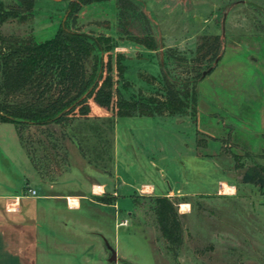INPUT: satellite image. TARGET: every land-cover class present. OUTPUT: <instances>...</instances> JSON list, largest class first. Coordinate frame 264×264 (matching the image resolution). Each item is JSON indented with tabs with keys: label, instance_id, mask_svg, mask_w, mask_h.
<instances>
[{
	"label": "rangeland",
	"instance_id": "obj_1",
	"mask_svg": "<svg viewBox=\"0 0 264 264\" xmlns=\"http://www.w3.org/2000/svg\"><path fill=\"white\" fill-rule=\"evenodd\" d=\"M133 1L150 19L158 42L156 49L138 43L121 31L117 0L83 4L78 10L75 9L78 0H34L33 8L25 11V18L9 17L0 26V31L6 35L44 40L66 28L105 39V50L95 48L88 66L91 68L95 58H103V62L111 66L115 95L118 92L131 97L140 88L145 92L160 88L159 82L152 85L142 80L139 74L151 73L160 77L162 63L173 76L182 78L186 68L167 58L166 49L175 48L192 56L202 34L214 31L221 34L225 14L234 29L230 35L232 39L225 42L226 34L222 39L226 43L225 59L231 57L235 68L238 63L231 48H239L240 44L257 46L260 40L250 39L249 32L264 27V12L249 2L264 5V0ZM0 3L13 10L21 1L0 0ZM133 19L137 27L131 30L135 36L146 40L147 35L140 29V24L146 27L142 16L137 14ZM225 30H228L227 24ZM261 45L254 50L264 54ZM261 53L258 56L262 57ZM214 64V59L206 60L200 68L204 71ZM98 68L100 71L103 68L100 62ZM247 69L240 68L251 74ZM252 79L259 80L257 88L261 91L264 72H258ZM258 97L255 102L247 104L245 111L236 114L244 120L252 113L253 126L250 125L259 131V106L264 95L259 92ZM90 102L93 103V99ZM214 112L218 117L224 116L222 112ZM175 118L173 115L118 117L119 165L128 181L121 192V203L125 206L123 221L126 226L122 227L124 235L121 239L125 264H264V197L261 196L264 193V167L257 164L253 152L239 151L236 139H222L223 132L211 136L207 130L215 131L210 123H205L206 132L198 134L196 118ZM116 122L117 116L112 113L105 117L90 115L87 119L69 116L60 123L17 127L23 143L31 150L34 160L44 167L45 173L52 166L65 174L73 168L83 170L90 165L112 175L116 160ZM241 126L239 123L238 128ZM195 138L200 144H222L221 153L226 159L220 169L210 159L200 161L194 158L190 147ZM151 159L157 166L151 164ZM220 170L238 180L236 192L241 196H232L221 190L216 182ZM146 181L154 182L156 189L146 190L143 185ZM178 187L205 192L170 197L176 202L180 214L182 203H189L188 210L181 215L184 241L174 254L160 231L154 198ZM249 193L252 197L242 196ZM104 196L108 202L114 200L112 193ZM246 224H252L253 230L245 229Z\"/></svg>",
	"mask_w": 264,
	"mask_h": 264
},
{
	"label": "crops",
	"instance_id": "obj_2",
	"mask_svg": "<svg viewBox=\"0 0 264 264\" xmlns=\"http://www.w3.org/2000/svg\"><path fill=\"white\" fill-rule=\"evenodd\" d=\"M250 4L253 5L251 2ZM261 5L264 8V5ZM263 8L259 9L264 12ZM223 20L221 34L217 31L207 34H220L222 39L226 34V42L227 39H232L230 35L234 33V29L228 16L226 18L225 15ZM249 34L250 39L260 42L253 48L240 43L241 47L231 48L238 63L237 68L232 65L234 63H231V57L225 59L227 50L223 41L219 61L197 85L196 115L173 116L175 119H187L188 116L196 118L198 134L206 132L205 123H210L215 131L207 130L211 136L216 137L223 132L222 139H236L238 150L253 152L257 164L264 167V98L259 106V131L252 127V113L244 120L236 114L240 110L245 111L248 103L259 99V92L264 95V85H261L259 91V80L252 79L258 72H264V54L254 50L262 44L260 49L264 51V27L250 31ZM260 53L262 57L258 56ZM239 66L248 68L247 71L251 70L252 73L246 71L247 75ZM90 104V115L105 117L113 113L96 102ZM205 106L211 111L204 108ZM214 110L222 112L224 116L218 117ZM239 123L243 127L238 128ZM117 140L118 117L116 160L112 175L90 165L83 170L73 168L65 174L52 166L49 172L45 173L44 167L32 159L28 146L22 141L17 124L0 122V264H125L121 239L124 235L122 227L126 224L122 223L125 219V206L121 203V192L124 190V183L128 181L120 171ZM192 144L190 148L194 158L200 161L210 159L220 169L226 159L221 153L220 142L200 144L195 138ZM150 162L157 166L154 160L151 159ZM220 171L221 174L216 179L219 187L227 183L234 188L227 193L241 196L236 192L238 180L227 175L224 170ZM143 185H152V191L156 189V184L151 181L143 182ZM31 189H35L36 193L32 194ZM204 192L205 190L191 191L178 187L170 188L162 195L186 197L192 193ZM106 193H112V202L101 199ZM242 196L249 198L251 195L249 193ZM261 196L264 197V193ZM188 205V202L182 203V206H186L181 208L182 214L186 213ZM251 225L246 224L245 229L252 231Z\"/></svg>",
	"mask_w": 264,
	"mask_h": 264
},
{
	"label": "trees",
	"instance_id": "obj_3",
	"mask_svg": "<svg viewBox=\"0 0 264 264\" xmlns=\"http://www.w3.org/2000/svg\"><path fill=\"white\" fill-rule=\"evenodd\" d=\"M13 10L0 3V26L9 17L25 18L34 0H20ZM106 0H78V10L83 4ZM121 31L138 43L156 49L150 19L133 0H117ZM142 16L145 26L140 29L146 40L138 38L132 27H137L133 17ZM133 16V17H132ZM103 38L88 33L61 28L54 36L36 40L33 36L6 35L0 31V122H14L19 127L60 123L67 117H90V99L112 110L117 117L185 115L197 113L198 81L203 78L201 64L221 55L223 40L220 34H202L192 56L175 48H167V58L186 68L180 78L161 66V76L140 73L144 81L160 88L150 92L139 89L125 97L113 89L111 66L103 58L88 62L95 48L104 51ZM107 40V39H106ZM96 57V56H95ZM102 64L101 71L98 64ZM112 104L114 106L112 107ZM112 107V108H111ZM30 155H32L29 149ZM32 159H34L32 157ZM101 199L106 201V196ZM156 219L166 239L169 250L177 254L184 241V226L176 202L166 195L154 198Z\"/></svg>",
	"mask_w": 264,
	"mask_h": 264
},
{
	"label": "bare ground",
	"instance_id": "obj_4",
	"mask_svg": "<svg viewBox=\"0 0 264 264\" xmlns=\"http://www.w3.org/2000/svg\"><path fill=\"white\" fill-rule=\"evenodd\" d=\"M152 186V185H151ZM150 185H147V186H145V189L146 190H151L152 189V187H151ZM144 187V186H143ZM145 190V191H146ZM221 190L223 191V192H231L232 190H233V188L231 187V186H229L227 183H223L222 184V187H221ZM143 191V190H142ZM189 206V205H188ZM183 207H186V206H183Z\"/></svg>",
	"mask_w": 264,
	"mask_h": 264
},
{
	"label": "water",
	"instance_id": "obj_5",
	"mask_svg": "<svg viewBox=\"0 0 264 264\" xmlns=\"http://www.w3.org/2000/svg\"><path fill=\"white\" fill-rule=\"evenodd\" d=\"M60 1V0H59ZM162 46V45H161ZM220 57H217L215 59V63H217L219 61ZM213 69V66L209 67L208 69L203 71V76H206L211 70Z\"/></svg>",
	"mask_w": 264,
	"mask_h": 264
},
{
	"label": "flooded vegetation",
	"instance_id": "obj_6",
	"mask_svg": "<svg viewBox=\"0 0 264 264\" xmlns=\"http://www.w3.org/2000/svg\"><path fill=\"white\" fill-rule=\"evenodd\" d=\"M251 2L255 7L257 8H263V6L261 4H258L257 2H254V1H249ZM264 9V8H263ZM226 15V14H225ZM224 19V18H223ZM223 25H224V20H223Z\"/></svg>",
	"mask_w": 264,
	"mask_h": 264
},
{
	"label": "built area",
	"instance_id": "obj_7",
	"mask_svg": "<svg viewBox=\"0 0 264 264\" xmlns=\"http://www.w3.org/2000/svg\"><path fill=\"white\" fill-rule=\"evenodd\" d=\"M31 193L32 194H35L36 193V190L35 189H31ZM122 223H125V221H123Z\"/></svg>",
	"mask_w": 264,
	"mask_h": 264
}]
</instances>
